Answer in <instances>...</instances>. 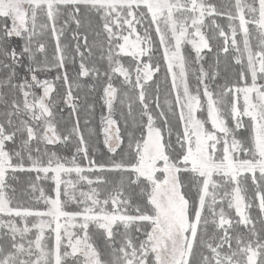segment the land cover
<instances>
[{"label": "snow or ice", "instance_id": "1", "mask_svg": "<svg viewBox=\"0 0 264 264\" xmlns=\"http://www.w3.org/2000/svg\"><path fill=\"white\" fill-rule=\"evenodd\" d=\"M0 264H264V0H0Z\"/></svg>", "mask_w": 264, "mask_h": 264}, {"label": "trees", "instance_id": "2", "mask_svg": "<svg viewBox=\"0 0 264 264\" xmlns=\"http://www.w3.org/2000/svg\"><path fill=\"white\" fill-rule=\"evenodd\" d=\"M213 2L220 3V2H222V0H213ZM70 37H71V33L69 32L67 34L66 42L70 41ZM209 62H214V57L210 58ZM229 65H230V58H229L228 61H226L224 55L221 54V65H220L221 72L223 73L225 71V69H228L227 76L231 78L233 76V70L231 69V67ZM205 67L207 68V64L205 65ZM156 80L160 83L161 93H162L161 94V100H163V94L167 92L168 86H169V85H165L164 84V71L163 70H161V72L157 74ZM193 83H194V81H193ZM169 84H170V81H169ZM117 107H119V106H117ZM124 111L126 112L127 109L125 108ZM64 115H65V118L68 117V110L67 109L65 110ZM100 115H101V110H100V108L98 106L96 108L95 114L93 116L89 117L91 123L88 125V129L92 130L95 133H99ZM82 117H83V113H82ZM116 118L120 119L119 111L117 112V117ZM173 122H175V121H173ZM61 126H63V122H62ZM81 127H84L83 119L81 120ZM121 128L123 129V123L122 122H121ZM85 135L87 137V135H88L87 130L85 132ZM102 140H103V136L102 135H100L99 141H97V138H96L95 135L92 136L91 142L95 145V147L97 149V151H96L97 157H99L101 151L106 152V149H104V147H103ZM57 151L59 152V154L61 156H67L69 158L71 157V152H72L71 149L58 148ZM72 178L73 179L75 178L74 174H73ZM23 179H27V177H23ZM45 187H46V185H45Z\"/></svg>", "mask_w": 264, "mask_h": 264}]
</instances>
